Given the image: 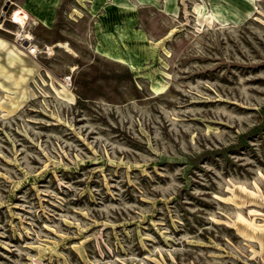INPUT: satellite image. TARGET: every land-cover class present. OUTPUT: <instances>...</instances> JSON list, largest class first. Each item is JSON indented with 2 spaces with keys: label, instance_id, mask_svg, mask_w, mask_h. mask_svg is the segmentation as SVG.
<instances>
[{
  "label": "rangeland",
  "instance_id": "obj_1",
  "mask_svg": "<svg viewBox=\"0 0 264 264\" xmlns=\"http://www.w3.org/2000/svg\"><path fill=\"white\" fill-rule=\"evenodd\" d=\"M0 264H264V0H0Z\"/></svg>",
  "mask_w": 264,
  "mask_h": 264
},
{
  "label": "bare ground",
  "instance_id": "obj_2",
  "mask_svg": "<svg viewBox=\"0 0 264 264\" xmlns=\"http://www.w3.org/2000/svg\"><path fill=\"white\" fill-rule=\"evenodd\" d=\"M21 9V8H20ZM13 17L15 18V20L17 21H20L22 23L26 22L27 20V15L26 14H23V11L22 10H16L13 14ZM21 37L24 39V40H27L28 42H30V45L32 46V49L33 50H37V46L33 45L31 43L32 41V38L30 37V35H24L22 34ZM64 46H67L66 44H64Z\"/></svg>",
  "mask_w": 264,
  "mask_h": 264
}]
</instances>
